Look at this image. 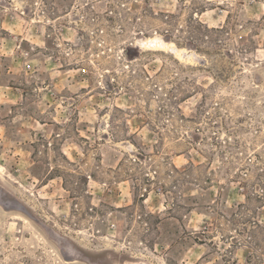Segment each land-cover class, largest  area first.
Listing matches in <instances>:
<instances>
[{
	"label": "rangeland",
	"instance_id": "374dc122",
	"mask_svg": "<svg viewBox=\"0 0 264 264\" xmlns=\"http://www.w3.org/2000/svg\"><path fill=\"white\" fill-rule=\"evenodd\" d=\"M0 264H264V0H0Z\"/></svg>",
	"mask_w": 264,
	"mask_h": 264
}]
</instances>
